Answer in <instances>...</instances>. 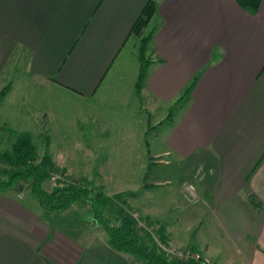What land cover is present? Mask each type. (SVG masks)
<instances>
[{
	"label": "crops",
	"instance_id": "crops-1",
	"mask_svg": "<svg viewBox=\"0 0 264 264\" xmlns=\"http://www.w3.org/2000/svg\"><path fill=\"white\" fill-rule=\"evenodd\" d=\"M148 1L0 0V77L22 46L34 76L93 97ZM157 1L142 90L174 102L198 77L163 153L176 154L180 175L186 165L207 171L198 211L212 237L193 249L214 264H264V0L255 14L236 0ZM18 194L0 193V264H138L84 217L70 231Z\"/></svg>",
	"mask_w": 264,
	"mask_h": 264
},
{
	"label": "rangeland",
	"instance_id": "rangeland-1",
	"mask_svg": "<svg viewBox=\"0 0 264 264\" xmlns=\"http://www.w3.org/2000/svg\"><path fill=\"white\" fill-rule=\"evenodd\" d=\"M155 23L156 20H151L146 33L155 28ZM150 46L145 62L152 60ZM139 47V38L131 36L97 93L93 97L80 98L74 92L34 76L28 50L18 46L0 77V93L9 87L0 103V150L9 148L7 130L30 133L39 159L48 154L57 164H65L73 176L66 173L69 181L76 180L81 185L94 183L108 196L125 195L138 227L146 225L147 218L153 223L146 231L161 251L164 252L161 245L166 249L173 246L195 251L193 247L199 248L201 239L212 237L209 219L204 212L198 211L202 202L189 204L182 197L181 188L194 183L202 196L199 184L206 175L204 179L195 177L199 165L194 164L186 165L180 175L176 154H163L168 150L167 139L188 97L181 100L180 96L174 102L162 103L147 89L136 92L141 65ZM151 64L147 65V73ZM55 178L44 187L49 190L58 179L66 176ZM154 180L169 182L155 184L146 191V184ZM10 192L14 191H0ZM18 197L31 201L33 209L43 213L27 187ZM88 213L90 204L80 203L56 214L58 219H48L56 226L64 227L68 223L69 230L75 231L84 217L89 226L96 225L103 232L105 229L93 222ZM161 224L167 231L172 229L175 244L161 240L158 232Z\"/></svg>",
	"mask_w": 264,
	"mask_h": 264
},
{
	"label": "trees",
	"instance_id": "trees-1",
	"mask_svg": "<svg viewBox=\"0 0 264 264\" xmlns=\"http://www.w3.org/2000/svg\"><path fill=\"white\" fill-rule=\"evenodd\" d=\"M236 1L242 8L255 14L262 0ZM157 10L158 1L149 0L130 31V36H137L140 44L141 65L136 83L137 93L145 83L147 65L151 62V60L145 62V53L153 40L155 28L147 33L145 30L156 16ZM197 81L198 77L195 76L183 90L181 100L191 94ZM8 91L9 87L0 93V103ZM7 131L9 139L6 140L9 148L0 150V191L13 190L21 193L24 187H27L30 195L41 206L43 216L47 218H55L56 214L68 210L75 204H90L88 214L93 222L105 229L108 244L113 249L128 254L144 264H201L193 260L182 261L167 257L146 228L138 227V220L131 214V207L123 197L125 195L108 196L101 187L96 188L94 183L88 182L81 185L76 180L69 181L65 170L58 168L50 155L46 154L39 159L30 133H19L10 129ZM58 175H64L66 178L58 179L51 189H46L44 184ZM147 224L150 226L152 222L147 221ZM158 232L161 240L167 243L164 237L165 227L161 225Z\"/></svg>",
	"mask_w": 264,
	"mask_h": 264
},
{
	"label": "built area",
	"instance_id": "built-area-1",
	"mask_svg": "<svg viewBox=\"0 0 264 264\" xmlns=\"http://www.w3.org/2000/svg\"><path fill=\"white\" fill-rule=\"evenodd\" d=\"M207 174V171L202 167L199 166L196 168L194 176L199 177L200 179H204V176ZM56 178L53 177L52 180L54 181ZM181 195L185 201L189 204H199L203 202L202 196H200L197 192L196 186L194 183H187L181 188ZM144 228H147V225H140ZM161 245V244H160ZM164 249V253L169 258H175L178 260L189 261L193 260L199 262L201 264H214L209 261V259L205 258L200 252L198 251H191L189 249L182 250L178 247H171L170 249H166L165 246L161 245Z\"/></svg>",
	"mask_w": 264,
	"mask_h": 264
}]
</instances>
